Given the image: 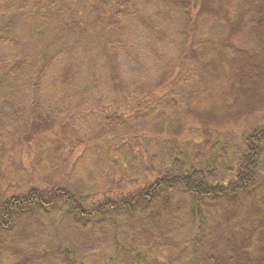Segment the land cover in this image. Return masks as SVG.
Returning a JSON list of instances; mask_svg holds the SVG:
<instances>
[{
	"label": "trees",
	"instance_id": "1",
	"mask_svg": "<svg viewBox=\"0 0 264 264\" xmlns=\"http://www.w3.org/2000/svg\"><path fill=\"white\" fill-rule=\"evenodd\" d=\"M9 1L0 0V6ZM44 1L21 0L19 11L42 17ZM157 1L186 21L180 60L145 93L127 91L119 62L110 55L105 85L122 102L115 112L95 100L103 120L88 138L73 131L79 116L93 111L86 105L98 92L94 70V87H89L62 67L54 81L57 91H48L54 58L25 55L17 41L0 32V105L7 113H17L21 128L1 137L0 183L6 181L1 165L8 154L24 151L20 166L26 174L20 183L0 184V264H264V0ZM85 2L91 14L114 21L136 8L132 0ZM48 5L53 7L54 0ZM202 18L223 24L226 32L211 44L193 38ZM253 18L256 23L250 26ZM247 26L258 47L254 54L233 45ZM200 46L216 48L219 58L197 50ZM194 81L210 89H191ZM215 86L219 93L205 107L202 103ZM174 89L183 94L179 120L156 113L173 107L161 96ZM134 118L126 133L112 138L108 150L116 142L142 138L156 143L159 150L150 155L148 166L157 176L142 182L136 166L122 170L114 160L107 165L104 189L69 181L63 156L67 145L71 152L79 144H92ZM181 119L196 126L185 143L178 142L186 131ZM48 134L59 137L44 148L41 139ZM152 250L171 255L150 259Z\"/></svg>",
	"mask_w": 264,
	"mask_h": 264
},
{
	"label": "rangeland",
	"instance_id": "2",
	"mask_svg": "<svg viewBox=\"0 0 264 264\" xmlns=\"http://www.w3.org/2000/svg\"><path fill=\"white\" fill-rule=\"evenodd\" d=\"M132 1H134L132 7L136 3L135 10H132L130 16L121 18L119 21L91 14L89 4L85 0H54L53 7H49V0H45L43 2V12H41L42 17L38 14L36 16L32 15L28 9L24 12L19 11L21 0H10L8 4L0 6V32L5 30L6 34L3 38L9 41H17L22 47L23 54L30 57L42 59L45 56L54 58L53 63L56 67L47 77V81L53 82L47 85L48 91H57L54 81L57 72L62 67H69L75 73L73 79L75 81L80 80L89 87H94L91 81V71L94 70L95 78L98 80V92L91 94V100L86 105L92 107L93 111L80 115L76 122L73 133L77 134L78 138H88L94 129L99 128L98 125L103 120L102 114L94 106L96 99L103 103L104 108L110 107L115 112H117L118 101L122 102L121 95L111 91L109 86L105 85L109 79L107 58L110 55H115L119 62L120 77L127 91L138 88L145 93H151L159 77L170 71L180 60L181 53L178 50L182 39L181 33L186 23L184 17L177 16L172 7L166 6L157 0H150L145 3L142 0ZM195 12L196 10L192 12V17L195 16ZM110 13L113 14V9ZM174 17H178L179 20H174ZM250 20V26H254L253 24L256 23L254 18ZM145 21L147 24H143ZM144 25H150V27L147 29ZM248 29V26L245 30L243 29V32L233 40V45L254 54L258 47L255 40L253 41L249 37ZM225 32L226 29L223 24H218L215 21L209 22L208 18H202L196 32L193 34V38L208 40L209 42L205 44H211ZM164 33L167 34V37L160 38L161 34ZM5 48L9 51L7 45ZM198 49L211 52L214 56L216 54L217 58L220 56L216 48L211 49L210 46H200ZM59 51L60 53L56 56ZM225 65L227 64L225 63ZM79 73L80 75H78ZM218 81L216 83L221 86ZM52 84L54 87L51 86ZM207 87L208 91L210 86L208 84L203 86V81H194L190 86L191 89L199 88L201 90ZM218 88V86H215L214 91L212 93L210 91L206 95L202 105L206 107V104L211 102V96L215 93V97L218 95ZM178 92H180L178 89H174L162 95V99L165 98L166 102L172 104L173 107H161L156 113L162 111L165 114L173 115L179 120L181 117L180 111L183 110L184 105L181 101L183 94ZM61 95L59 94V97L63 98ZM139 100H136V102ZM125 102L127 103L128 100L126 99ZM70 106L74 107L75 103L73 102ZM0 110L2 111L0 113L1 142L3 132L4 134L6 132L15 134L21 128L19 119L14 116L17 113H7L8 110L4 111L2 105H0ZM25 116L26 112L18 117L24 118ZM137 119L134 118L129 123L122 121L117 129L109 130L101 135L96 142L79 144L71 152H69L70 148L67 145L66 151L68 153L65 152L63 156L68 160L69 181L75 184L80 183L85 189H104L109 173L107 165L108 163L111 165L110 161L114 160L118 162L115 166L120 169L123 167L130 168L131 165L136 166L139 175L141 174V178H144L141 180L142 182L157 176L148 166V160L151 159L150 155L156 154L159 150L155 147L156 143H149L148 139L142 138L138 141L116 142L114 149L108 150L107 146L113 144L112 138L115 135L121 136L126 133V130ZM180 122L185 126L186 131L178 139V142L185 143L190 140L189 135L194 132L196 126L187 124L184 119H181ZM222 135L218 138H222ZM58 137L59 135L52 136L50 134L43 136L41 142L44 148H48V142ZM22 154H24L23 150L18 151L15 155L8 154L2 162L1 171L6 179L5 182L0 183L3 186L7 182L16 184L25 180V171L20 166L21 161L25 160L22 158ZM103 155L105 157L100 162ZM35 156L39 155L35 154ZM60 157L62 159V156ZM58 163H60V160ZM93 178H96L98 182L94 183ZM105 187L109 188V185ZM170 255L171 252L157 250H152L148 254L150 259L154 257L159 261L166 260Z\"/></svg>",
	"mask_w": 264,
	"mask_h": 264
}]
</instances>
